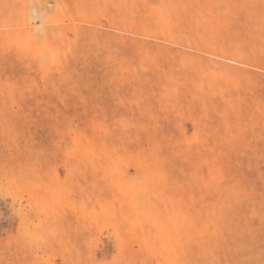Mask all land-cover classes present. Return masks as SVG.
<instances>
[{"label": "rangeland", "instance_id": "374dc122", "mask_svg": "<svg viewBox=\"0 0 264 264\" xmlns=\"http://www.w3.org/2000/svg\"><path fill=\"white\" fill-rule=\"evenodd\" d=\"M0 264H264V0H0Z\"/></svg>", "mask_w": 264, "mask_h": 264}]
</instances>
